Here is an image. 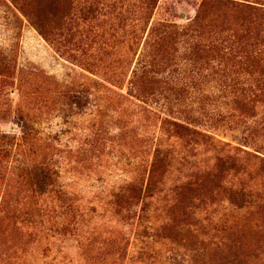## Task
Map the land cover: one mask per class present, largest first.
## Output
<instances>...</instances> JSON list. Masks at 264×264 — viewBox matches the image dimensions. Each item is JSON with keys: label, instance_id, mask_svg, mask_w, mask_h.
<instances>
[{"label": "rangeland", "instance_id": "obj_1", "mask_svg": "<svg viewBox=\"0 0 264 264\" xmlns=\"http://www.w3.org/2000/svg\"><path fill=\"white\" fill-rule=\"evenodd\" d=\"M204 1L0 0V264H264V54Z\"/></svg>", "mask_w": 264, "mask_h": 264}, {"label": "trees", "instance_id": "obj_2", "mask_svg": "<svg viewBox=\"0 0 264 264\" xmlns=\"http://www.w3.org/2000/svg\"><path fill=\"white\" fill-rule=\"evenodd\" d=\"M254 1L251 2L247 0H241V3H231V4L225 1L227 5L230 4L231 6L245 10L246 12L247 22H243L241 27L244 26V28H247V31L250 30V32L254 31L253 33H255V35L253 37L254 42L252 45L258 43L260 46L259 49L255 51H251V54L249 57L251 60H255V58L260 56L262 53L264 54V0H254ZM217 2L221 4L224 3L221 0H205L204 1L205 5L207 4L215 5L217 4ZM255 63L257 64V66L264 67V63H262L260 59L258 61H255ZM143 74H144V71L141 72L140 76H142ZM235 100L237 104L238 103L241 104L245 102L246 100L245 94L241 93L240 96H237ZM124 203H125V200H124Z\"/></svg>", "mask_w": 264, "mask_h": 264}]
</instances>
